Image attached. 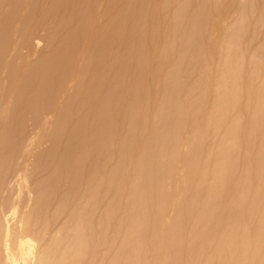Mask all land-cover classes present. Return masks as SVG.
<instances>
[{"label": "rangeland", "instance_id": "obj_1", "mask_svg": "<svg viewBox=\"0 0 264 264\" xmlns=\"http://www.w3.org/2000/svg\"><path fill=\"white\" fill-rule=\"evenodd\" d=\"M33 15L36 16L34 17ZM60 18H62V20ZM186 23L188 24L186 25ZM263 37L264 0H0V86H2L0 87V164H2L0 165V179L3 178V180H7L15 172V166H18L19 159H21L23 150L21 148L24 147L25 142L27 141L26 139L30 135L32 138L37 133L35 131V127L38 128V126L41 125L37 131L39 130V138H43L42 141H44L42 143V141H40L41 139L38 138L39 140L37 141L39 145L37 144L36 146L37 150H35L36 148L32 150L35 151L33 154L35 153L37 159L33 161V167L30 169V172H32L35 177L37 175H39V177L37 176L35 178L31 173L32 177L28 178L26 184L28 185V183L30 184V182L35 179L38 180L41 177H45V174H51L53 177L57 175L55 180V177L53 178L50 176L52 177L53 181L50 182L51 184L49 185V188L54 187L52 189H56L52 190L51 195H53V199L52 196H50L51 199L49 198L50 201L48 202V208H50L48 210H52L54 208L52 206H54L53 204H55L56 198L58 196L57 193L59 194L58 191L61 192L64 189V184L67 181H71V178L69 179V177L73 176L74 174H78L77 182L81 176L83 178H81V181L79 182H83V180L86 178L84 172H86L87 168L95 165V167L98 168L95 169L94 172L92 171L94 175L93 177L96 178V176L98 177L99 174H102V178L104 179V185L102 184L98 191V195L100 196L99 199H101L103 203L105 202L106 205H103H105L104 208L107 210L106 216L100 225V232L103 234L105 233V237H108V235L111 233V230H113L112 228H114L117 224H123L137 216L140 223L136 238L140 242V247L145 248L146 243L151 240L154 227L158 223V219L156 218H158L157 214L159 210L161 209L163 216H169L175 214V212L176 214H182V210H184L183 207H185V204L192 193V189H190L192 188V184L189 182H183L184 185L179 186L176 190H174V188L172 189V187L170 188V185L167 182L165 183L163 173L166 169L167 156L170 151V149L167 148L173 147L175 138L179 133H181L179 142L180 144L178 147L183 149V141L186 135L188 136V132L191 131V129L188 128L192 127L193 122L196 123V121L199 120V114H204L206 112L207 109H205V107L208 102L206 98H209L207 96L208 93L203 96L204 103H202V106L200 105L202 108L199 107L200 102L198 97L203 86H206L207 89L210 87V79L213 72L212 68H214L215 64L218 62L220 52L227 50V53L231 59L240 55L242 58L241 62L245 64H242L244 68L248 63V58L251 55V52L252 54L255 53V57L258 58L256 59L263 63ZM32 42L34 44L37 42V45L35 44V46ZM230 43L231 45H229ZM150 47L152 48L150 49ZM239 47L240 49L238 50ZM17 49L19 51H17ZM130 50L132 51V55ZM149 50H151V53ZM15 51H17V53L14 54ZM133 53H136V56L133 55ZM256 53L258 54L256 55ZM8 54H14L13 57L15 59L13 57L11 58V56H8ZM21 60H23V62ZM244 61L247 63H244ZM124 62H126V64ZM75 71L78 72L77 76H75ZM242 73L243 72H241V74ZM69 74L72 78H77L72 79L70 78ZM72 74H75V77ZM65 78L70 79H68L69 81L67 82ZM70 81H73L74 83ZM66 82L69 85H65ZM71 84L74 85L72 86L73 88L71 87L73 90L71 91V88L68 89L71 92L65 90L67 89L66 86L70 87ZM63 91L65 94H63ZM113 97L117 99V101ZM131 103L132 105H130ZM2 106L3 108H1ZM46 108L48 111H46ZM173 109L175 111H173ZM52 111L56 115L52 118H49V116L51 117V113L54 114ZM47 112L49 118L48 124L50 122L53 123L45 126L46 132H44L45 129L44 126L42 127V122L45 121L44 115L45 118H47ZM38 120L39 122H37ZM180 122H182L181 125L183 127L178 124ZM246 123L247 118L244 117L240 127L243 129L244 124ZM36 124L38 126H36ZM88 125L91 127H88ZM40 127L43 129L42 133V129ZM241 128L240 134L243 131ZM174 129L178 130V132H175ZM33 130L35 132L31 133L30 131ZM69 132L70 134H68ZM167 133L170 134L168 135ZM102 135L103 137H101ZM157 136L160 137L157 138ZM72 137L73 139H71ZM85 137L87 139L84 141ZM65 138L70 139V141L68 139L66 140ZM96 138L100 139L98 140ZM29 139L30 137L28 140ZM80 139H82L81 141H83V145H81ZM95 139L96 141H94ZM92 141H94V143ZM87 142H92V146ZM64 143H66V147ZM78 143L80 146L90 148H87L85 151L86 154H88L87 156L85 155L88 159L84 157L85 160L83 164H80L81 162L77 163V157H74L77 155L79 148H81ZM75 144H77V146H75ZM96 144L97 146L94 148ZM98 145L101 147V150L99 149ZM62 146L63 149L66 148L68 150L65 149L63 151V149H61ZM92 147L94 149L97 148V151ZM159 148L162 149V151L159 150ZM242 148L243 147H239L237 150L238 159L241 158V160L244 152V149ZM39 149H41L40 152H36L39 151ZM165 150H167V152ZM74 151L76 153H74ZM60 152L65 153H63V155ZM94 152H96V154ZM50 154L52 155L53 160L56 159V162L51 161ZM92 154L93 157L91 156L90 158V155ZM164 154H166V156ZM62 155L64 157H62ZM152 157L155 158L153 159ZM93 158L96 159L94 160ZM148 158L153 162L155 161L154 163L156 164H152V161L148 162ZM91 159L94 160V163L96 161L97 163L94 164L93 160ZM47 160L51 161V163L47 162ZM59 160H64L62 162H65L64 165L61 164V166L58 165V167L56 164H58L57 162ZM67 160L68 162H66ZM72 160H75L73 165ZM36 161H38V163H36ZM146 162L149 164L147 165ZM53 163L55 164L54 166L60 168L59 170L62 168L64 169L59 171L57 167L52 166ZM48 164L52 166L49 169L54 167L53 171L55 170V172L48 169V167H50ZM67 164L68 167H65ZM153 165L156 167L155 171L151 170L150 172L151 167L154 169ZM99 166L101 167L99 168ZM56 168L58 171H56ZM77 168H83V172L81 173V170L78 171ZM45 169L46 171H44ZM66 169H68L67 172ZM237 169L239 170V166L236 168L235 172L233 171V176H237ZM39 170L41 172H39ZM179 170L180 169L177 168V171ZM50 171H52V173H50ZM72 171L75 173H72ZM60 173H65V176L68 179L66 180L65 176L60 175ZM67 173H69V176L66 175ZM80 174L81 176H79ZM145 174H148V177ZM119 175L121 176L120 178ZM146 177L148 179H146ZM60 178H65L66 181L63 182L64 179L60 180ZM231 178L229 177V180H226L228 183L224 187L225 193L228 191V184H230ZM52 182L55 183L52 184ZM60 182H62L61 185ZM140 182L142 183L139 185ZM156 184L160 185V189L159 186H156ZM57 186L61 187L57 189ZM152 189L154 191L151 193ZM159 192L161 194H159ZM224 194L221 199L216 201V203L213 205L214 209H212V215L209 219V227L207 230L205 229L200 232V238L201 236L202 238H199V240H201V243L204 241V239H207L208 234L211 232V230H213L211 229V226L213 225V228H215L219 223L222 224L225 222L227 214L231 213V210H229V208L227 209L228 206L226 205ZM22 195H24V193ZM155 197L157 200L154 199ZM198 199L200 200V198ZM198 199L195 202L197 205L200 202H198ZM220 201H223V203ZM181 202H183V204ZM161 205H163L162 208ZM175 205H178V208L175 207ZM179 205L182 207H179ZM170 206L171 208L169 209ZM174 207L176 210L173 209ZM221 207L223 208L221 209ZM149 210H153L155 213L153 211L150 212ZM183 220L181 221L182 224L180 223V225L184 231L187 226V219ZM90 221L94 222V216L91 217ZM121 239H124L123 235L120 236V240ZM181 242H183L180 244L182 248H185L188 244L186 237H184ZM149 243L150 242L147 243L148 246H146V248L148 250H152L150 248L151 244L149 245ZM204 253V250H202L201 255L203 256ZM195 264H201V260L197 261Z\"/></svg>", "mask_w": 264, "mask_h": 264}, {"label": "bare ground", "instance_id": "obj_2", "mask_svg": "<svg viewBox=\"0 0 264 264\" xmlns=\"http://www.w3.org/2000/svg\"><path fill=\"white\" fill-rule=\"evenodd\" d=\"M96 1H98V0H96ZM152 3H154V2H152ZM25 8H26V6H25ZM77 12H78V10H77ZM102 16H103V14H102ZM183 16H184V14H183ZM69 18H71V17H69ZM60 19L62 20V18H60ZM118 20H120V19H118ZM139 21H140V19H139ZM26 23H27V21H26ZM52 23H53V21H52ZM187 24L188 23H186V25ZM44 30H45V28H44ZM164 32H165V30H164ZM175 32H177V31H175ZM233 35H234V33H233ZM25 43H26V41H25ZM35 44L37 45V42H35ZM245 44H246V42H245ZM142 45H144V44H142ZM229 45H231V43ZM184 46H186V45H184ZM240 47L238 48V50L240 49ZM151 48L152 47H150V49ZM141 49H139V50H141ZM13 50H11V51H13ZM17 51H19V50L17 49ZM17 51H15L14 54L17 53ZM149 51L151 53V50H149ZM233 51H234V49H233ZM227 52H228L227 50L220 52V55L218 57L219 58L218 62L215 64L214 68H212L213 72H212L211 79H210L209 89H207L206 86H203L202 90L199 93L200 94L198 97V100L200 102L199 107H201L203 105L202 103H204L203 96L208 93L207 96L209 98H206L208 100L207 105H206V107L203 106L207 110H206V112L204 111L205 112L204 114L198 113L199 114V120L196 121V123L193 122L194 124L192 123V127L188 128V129H191V131L188 132L189 133L188 136L186 135V137L183 141V147H182L183 149H180L178 147L180 144L179 142H180L181 133H179V134L176 133L178 135L176 138L174 137L175 140H174L173 147L167 148V149H170V151H169V154L167 156L166 169H165V171L163 170L164 171L163 177H164L165 183L167 182L170 185V188L172 187V189L174 188V190H176L179 186H181V185L183 186L185 182L186 183L189 182L190 184H192V188H190V189H192V193L189 196V199L187 200L185 207H183L184 210L181 209L182 214H178V213L176 214V212H175V214H172L169 216L166 214L167 216H163L161 209L159 210V212L157 214L158 218H156V219H158L157 220L158 223L154 227L153 233L151 235L152 236L151 240L148 241V242H150L149 245L151 244L150 248L152 250H150V249L148 250L146 248V246H148L147 245L148 242L146 243L145 248L140 247V245H139L140 242H139V240H137L136 237H137L140 221H139L137 216H135L132 220H129L128 222L124 221L125 223H123V224H120V225L117 224L114 228H112L113 230H111V233L108 235V237H105V233L103 234L100 232V230H99L100 225L102 223V220L106 216L107 210L104 208V206L106 205L105 202L103 203V201L101 199H99L100 196L98 195L99 194L98 191L101 188L104 179L102 178V174L100 175L97 171L96 172L99 174L98 177L96 176L97 175L96 173H94V174H96L95 175L96 178L93 177L94 176L93 172L95 171V169L98 168V167H95V165H92V167L88 166L89 168H87L86 172H84L86 175V178L83 180V182H79V181H81V178H83L81 176V174L79 175V176H81V178H79L78 182H77V175L78 174H74V175L72 174L73 176L69 177V179L71 178V181H67L64 184V189L61 192L58 191L59 194L57 193L58 196L56 198L55 204H53L54 206L51 205L52 201H54V200L51 201L50 205L54 208L52 210H48V209H50V208H48V202L51 199L50 196H52V199H53V195H51L52 190H56V189H52L54 187L49 188V185L51 184L50 182L53 181L52 180L53 176L50 173H52L54 167H57L58 165L61 166V164L64 165L65 162L64 163H62V162L66 159L63 158L64 160H59L61 163L58 161L57 162L58 164H56L57 166H54L55 164L53 163L52 166H54V167L52 169H49L52 166L50 164H48L50 166V167H48V169L52 170V171H50V173H47L50 175L45 174V177H43V178L40 176L41 178L40 179L37 178L38 180H36V179L33 180L34 179L33 178L32 179L33 181H31V182L29 181L30 184L29 183H28V185L26 184L28 178L32 177L31 176L32 172H30V169L33 167L32 166L34 163L33 161L35 159H37L35 156V153L33 154V152H35V151H32V150H34L35 148H36L35 150H37V147H36L38 144L37 140L41 139L40 141H42V139H43V138H39V136H40L39 132H38L39 130L37 131V129H39V126H41V125L38 126L36 124V126H38V128L35 127L36 130L35 129L34 130L37 133L32 138L30 135L29 140H28L29 137L26 139L27 141L25 142L24 147L21 148L23 150H22L21 159H19V162H18V158H17L18 166L17 165H16L17 167L15 166V168H16L15 172L12 175L10 174L11 177H9V179H7V180H5V179L3 180V178L0 179V264H195L199 260H201V264H211V263L212 264H264V62L261 63L260 61H258L257 60L258 58L255 57V53L252 54V52H251V55L248 58V63L246 61H244V63L245 62L247 63L245 68H244L243 65H245V64H243L241 62L242 58L240 57V55L235 56L233 54L234 53L233 52L232 54L235 57L231 59V57L229 56V54ZM107 53H108V51H107ZM143 53H146V52H143ZM135 54L133 53V55H135ZM257 54L258 53H256V55ZM13 55L8 54V56H11V58L13 57ZM131 55H132V51H131ZM217 56H218V54H217ZM205 57H207V56H205ZM23 60H21V61L23 62ZM138 61H139V59H138ZM5 62H6V60H5ZM141 62H142V60H141ZM124 63L126 64V62H124ZM142 68H144V67H142ZM89 71H91V70H89ZM199 71H201V70H199ZM75 72H73V73H75ZM241 72H243V73L241 74ZM77 73L78 72H76L75 73L76 75L75 74L74 75L77 76ZM163 73H164V70H163ZM2 74H4V73H2ZM85 75H87V74H85ZM140 75H141V73H140ZM69 76H70V74H69ZM70 78H72V77L70 76ZM70 78H68V79H70ZM75 78H77V77H75ZM75 78H72V79H75ZM68 79L65 78V80H67V82L69 81ZM4 81H5V79H4ZM4 81H2V82H4ZM67 82L65 83V85L68 84ZM70 82H73V81H70ZM133 82H135V81H133ZM179 82H180V80H179ZM182 84H183V82H182ZM72 86H74V85L71 84L70 87L66 86L67 89H65V90H68ZM123 86H124V84H123ZM0 87H2V86H0ZM72 88H71V91L73 90ZM68 91H70V90H68ZM166 92H167V90H166ZM61 93H62V90H61ZM63 94H65V92ZM179 94H181V93H179ZM62 95H61V97H62ZM134 95H135V93H134ZM64 97H65V95H64ZM158 97H159V95H158ZM179 97H180V95H179ZM73 100H75V99H73ZM115 100L117 101V99H115ZM155 102H157V101H155ZM178 102H179V100H178ZM182 102H183V100H182ZM56 103H57V101H56ZM104 103H107V102H104ZM130 105H132V103ZM240 106H241V108H240ZM58 107H59V104H58ZM1 108H3V106ZM53 110H54V108H53ZM46 111H48L47 108H46ZM173 111H175V110L173 109ZM0 114H1V111H0ZM178 114H179V112H178ZM50 115H51V117L49 116V118H52L56 114L51 113ZM40 117H41V115H40ZM46 117L47 118H45V115H44L45 121L42 122V127L44 126V129H45V126H47L51 123L50 122L48 124V121H49L48 120L49 119L48 118V112L46 114ZM244 117L247 118V123L244 124V127L242 129L240 127V125L242 124ZM40 120H41V118H40ZM41 121H40V123H41ZM37 122H39V120ZM174 123H175V121H174ZM178 124L181 125L182 122H180ZM128 125H130V124H128ZM180 125H178V126H180ZM89 126L90 125H88V127ZM33 127H34V125H33ZM42 127H40V128L42 129ZM181 127H183V126L181 125ZM240 128H241V130H243L241 134H240ZM34 130L30 131V132L34 133L35 132ZM154 130H155V128H154ZM42 131H43V129L41 130V133H42ZM176 131L178 132V130H175V132ZM44 132H46V129ZM68 134H70V132ZM94 137H95V135H94ZM94 137H93V139H94ZM101 137H103V135ZM152 137H154V136H152ZM158 137H160V136H157V138ZM165 137H166V135H165ZM155 138H156V136H155ZM65 139L67 140L68 138H65ZM71 139H73V137ZM85 139H87V138L85 137L84 141H85ZM96 139H98V138H96ZM96 139L94 141H96ZM170 139H171V137H170ZM66 140H65V142H66ZM68 140L70 141V139H68ZM81 140L82 139H80V141ZM164 140H162V141H164ZM43 141H42V143H43ZM78 141H79V139H78ZM94 141H92V142L94 143ZM152 141H153V139H152ZM82 142L83 141L80 142L81 145H83ZM92 142H87V143L91 144V146H92ZM98 143H99V141H98ZM88 144H85V145H88ZM64 145L66 147V143H64ZM78 145H79V143H78ZM151 145H150V147L152 148V146H154V145H152V146ZM75 146H77V144H75ZM96 146H97V144L94 146V148ZM20 147H22V146H20ZM72 147H74V146H72ZM80 147L81 148H79L77 155L76 156L73 155V156L77 157V159H76L77 163L81 162L80 164H83V162L85 160L84 157L86 158V156L88 155L85 152L88 147H85V146H80ZM239 147H243L242 149H244V152L242 151L243 152L242 160H241V158L238 159L237 150ZM100 148L101 147L99 146V149ZM61 149H63V146ZM65 149L66 148H64L63 151ZM88 149H90V148H88ZM96 149H94V150H96ZM40 150L41 149H39V151H36V152H40ZM66 150H68V149H66ZM100 150H98V151H100ZM159 150L162 151V149H160V148H159ZM70 151H71V148H70ZM165 151L167 152V150H165ZM44 152H46V151H44ZM72 152H73V150H72ZM87 152H88V150H87ZM55 153H56V151H55ZM60 153H62V152H60ZM63 153H65V152H63ZM74 153H76V152L74 151ZM94 153L96 154V152H94ZM90 154H91V152H90ZM39 155H41V154H39ZM48 155H49V153H48ZM63 155H62V157H64ZM67 155H68V153H67ZM164 155L166 156V154H164ZM91 156L93 157V154L90 155V158H91ZM154 156H155V154H154ZM40 157L43 158L42 156H40ZM86 159H88V158H86ZM93 159H91V160H93ZM49 160H47V162L51 163V161H55L56 159L53 160L52 155H51V161H49ZM70 160H71V158H70ZM94 160H93V163H94ZM143 160H144V158H143ZM147 160H149V158ZM74 161L72 160V165H73ZM90 161H88V162H90ZM145 161H146V159H145ZM151 161L152 160L150 159L148 162H151ZM66 162H68V160ZM148 162H146L147 165L149 164ZM154 162L152 164H156ZM36 163H38V161H36ZM95 163H97V161ZM98 164H100V163H98ZM138 164H140V163H138ZM0 165H2V164H0ZM141 165H142V163H141ZM237 165L239 166V170L237 169L238 174H237V176L235 174H234L235 176H233V171L235 172L236 168H238ZM37 166H38V164H37ZM37 166H34V167H37ZM69 166H70V164H69ZM65 167H68V164ZM100 167L101 166H99V168ZM137 167H138V165H137ZM13 168H14V166H13ZM41 168H42V166H41ZM57 168H56V171H58L60 169V168H58V170H57ZM79 168H77L78 171L81 170L80 172L82 173L83 168L82 169H79ZM153 168L154 169H152V167H151L150 172H151V170L155 171L156 167H154V165H153ZM177 168L180 170L177 171ZM62 169H64V168H62ZM62 169L59 171H62ZM68 169H66V172L68 171ZM139 169H140V167H139ZM33 170H34V168H33ZM70 170H71V167H70ZM131 170H133V169H131ZM161 170H162V168H161ZM36 171H38V170H36ZM44 171H46V169ZM99 171H102V170H99ZM10 172H13V171H10ZM39 172H41V171L39 170ZM53 172H55V170ZM73 172L74 171H72V173ZM144 172L146 173L145 170H144ZM61 173H60V175L65 176V173L64 174H61ZM100 173H102V172H100ZM68 174L69 173H67L66 175L69 176ZM32 175H33V173H32ZM53 175H55V174H53ZM37 176L39 177V175H37ZM50 176H52V177H50ZM116 176H118V175H116ZM156 176H159V175H156ZM54 177L53 178L55 180L57 175H55ZM120 177L121 176L119 175V178ZM147 177H146V179H148ZM229 177L230 178L232 177V178H231L230 184H228L229 185L228 191H227V193H225L224 187H225V185H227L228 181L226 182V180L227 179L229 180ZM65 178H66V180L68 179L66 176H65ZM65 178H60V180L64 179L63 182H65L66 181ZM92 178H94V179H92ZM134 179H135V177H134ZM137 179H139V178H137ZM120 180H122V179H120ZM53 183H55V182H52V184ZM61 183L62 182H60V185H61ZM141 183L142 182H140L139 185ZM152 183H153V181H152ZM145 184H147V183H145ZM109 185H111V184H109ZM156 186H159V189H160V185L156 184ZM59 187H61V186H59ZM59 187L57 186V189ZM190 189H189V191H190ZM153 191L154 190L152 189L151 193ZM155 191H156V189H155ZM23 193H24V195H22ZM146 193H147V191H146ZM159 194H161V193L159 192ZM223 194L225 195V199H226L225 202H226V205L228 206L227 209L229 208V210H231V213L227 214V217L225 218V222H223L222 224L219 223L217 227L214 226L215 228H213V225L212 226L210 225L212 227L211 229H213V230H211V232L208 234L207 239L206 240L204 239V241L201 243V240H199L200 232H202L205 229L207 230V228L209 227V223H210L209 219L212 215V209H214L213 205L216 203V201L221 199ZM31 195H32V197H31ZM140 195H141V192H140ZM123 196H124V194H123ZM198 198H200V200ZM154 199L157 200L156 197ZM197 199H198V202L200 201L198 205L195 203ZM184 200H182V201H184ZM152 201H154V200H152ZM220 202H219V204H220ZM147 203H149V202H147ZM166 203H168V202H166ZM181 203L183 204V202H181ZM221 203H223V201ZM103 204H105V205H103ZM169 204H171V203H169ZM219 204H218V206H219ZM120 205H122V204H120ZM156 205H157V203H156ZM181 205H179V207ZM162 206L163 205H161V208H162ZM164 206H165V204H164ZM177 206L178 205H175V207H177ZM143 207H144V205H143ZM175 207L173 209H175ZM170 208H171V206L169 207V209ZM222 208L223 207H221V209ZM126 209H128V208H126ZM219 209H220V207H219ZM113 210H114V208H113ZM151 211H153V210H151ZM222 211H224V210H222ZM118 212H119V210H118ZM214 212H216V211H214ZM115 213H116V211H115ZM126 215H127V213H126ZM135 215H136V213H135ZM92 216H94V222L90 221ZM142 216H144V215H142ZM130 218H132V217H130ZM130 218H128V219H130ZM182 218L187 219V222H186L187 226H186V229L184 231L182 230L181 225H180L181 221L183 220ZM152 221H153V219H152ZM90 222H92V223H90ZM112 222L114 223L113 220H112ZM183 227H185V226H183ZM103 231L105 232L104 229H103ZM150 231H151V229H150ZM121 235L124 236V239L120 240ZM184 237L187 238L188 244L186 245L185 248L183 247L184 248L183 249L180 244L184 242V241L181 242ZM201 238H202V236H201ZM145 239H144V241H145ZM202 250H204V252H205L203 256L201 255Z\"/></svg>", "mask_w": 264, "mask_h": 264}]
</instances>
